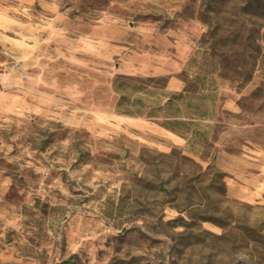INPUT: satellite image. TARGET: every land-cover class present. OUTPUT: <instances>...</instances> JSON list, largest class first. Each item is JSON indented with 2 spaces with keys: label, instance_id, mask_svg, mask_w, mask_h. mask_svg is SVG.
I'll return each instance as SVG.
<instances>
[{
  "label": "rangeland",
  "instance_id": "obj_1",
  "mask_svg": "<svg viewBox=\"0 0 264 264\" xmlns=\"http://www.w3.org/2000/svg\"><path fill=\"white\" fill-rule=\"evenodd\" d=\"M0 264H264V0H0Z\"/></svg>",
  "mask_w": 264,
  "mask_h": 264
},
{
  "label": "trees",
  "instance_id": "obj_2",
  "mask_svg": "<svg viewBox=\"0 0 264 264\" xmlns=\"http://www.w3.org/2000/svg\"><path fill=\"white\" fill-rule=\"evenodd\" d=\"M122 84V83H121Z\"/></svg>",
  "mask_w": 264,
  "mask_h": 264
}]
</instances>
